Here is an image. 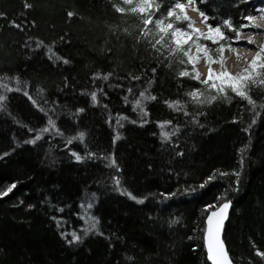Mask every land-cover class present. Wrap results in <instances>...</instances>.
Masks as SVG:
<instances>
[{
	"label": "trees",
	"instance_id": "trees-1",
	"mask_svg": "<svg viewBox=\"0 0 264 264\" xmlns=\"http://www.w3.org/2000/svg\"><path fill=\"white\" fill-rule=\"evenodd\" d=\"M173 3L158 0L152 19L164 18ZM258 5L194 3L207 26L224 32V21L236 28ZM117 7L122 0H0V77L12 89L0 88V264H208L203 241L201 252L195 243L202 215L214 209L223 186L230 190L221 234L229 259L264 264V91L251 95L256 108L248 105L243 115L219 98L214 106L193 103L187 94L205 86L179 76L178 59L141 35V15ZM147 29L154 32V24ZM182 86L186 124L203 126H186L182 145L172 149L187 178L142 183L135 196L126 195L110 175L109 152L127 132L128 100L146 89L170 94ZM49 118L55 128L42 133ZM131 135L153 153L168 145L141 130ZM128 158L149 179L165 178L152 170L156 158L143 165L137 156ZM237 161L233 193L232 178L220 186L218 176Z\"/></svg>",
	"mask_w": 264,
	"mask_h": 264
},
{
	"label": "snow or ice",
	"instance_id": "snow-or-ice-1",
	"mask_svg": "<svg viewBox=\"0 0 264 264\" xmlns=\"http://www.w3.org/2000/svg\"><path fill=\"white\" fill-rule=\"evenodd\" d=\"M124 5L129 6L127 9L133 14H142L148 9L153 7L152 0H122ZM195 3V0H187V3H180L179 0L169 8L166 16L163 19H152V15L154 13L149 12L147 16L141 15V19L143 24L146 26V30H142L141 35L144 37L152 36V47L156 49V51H160L161 49H165L170 57H175L178 59V62L182 65H191L192 71L189 72L186 69L181 70L179 72V76H189L195 80L200 81L205 88L204 91L199 89L194 90L187 95L191 98L193 103L196 104H210L213 101L217 100L220 94L224 95V98H228L227 93L230 90L236 96H240L248 101V104L251 105L253 109L256 108V104L249 95L251 87H262L264 86V45L260 46V48L255 52V56L252 58L251 62L248 66L242 70L240 73L231 74L226 70V57L224 55L226 48L230 51L236 52L237 48L233 47L235 42H238L240 39V35L245 28H254L259 29L260 25L253 24L252 22L256 20V16L248 15L243 17L242 19L248 21L247 24H242L239 29L233 28L229 21H224V26L231 28V30L236 34L234 40L225 36L221 31V27L213 28L211 25H208V32L204 33L199 29H195L193 27V23L190 18L185 14V8L187 6H191ZM159 5H156L158 8ZM118 12H125L126 9L124 7H117ZM179 10V13H177ZM198 11V9H195ZM257 12L264 17V7L257 9ZM201 17L206 22L208 17L205 16L203 12H200ZM174 19H170L173 18ZM185 23V28L176 27V23ZM149 24H154L155 31L153 32L151 29H147ZM256 34V33H254ZM201 40L211 41L213 45H217L215 48L209 47L205 43H201ZM220 41H224V43H220ZM253 40L249 37L247 44H252ZM159 46V47H157ZM193 47L195 48V54L192 53ZM200 59H206L208 64V75L206 79L200 80L201 74L196 70V64ZM239 60L240 57L237 56ZM67 63V61H64ZM213 63H219L221 70L219 72H215L212 68ZM105 80L108 79L107 76L103 77ZM5 78L0 77V88H3L5 91H11L3 80ZM18 90V89H17ZM212 90H215L216 94H212ZM131 91V90H129ZM27 94V93H25ZM91 99L95 103L97 100V95L95 92L91 93ZM152 99L154 100V96H147L144 92L140 93V99H138L135 103L134 109H141L142 115H146L143 112V101ZM5 100V96L0 94V111L4 109V104L2 103ZM35 103V101H33ZM175 111H184V106L176 101L174 103H169L168 105ZM82 111V110H81ZM184 115H188L186 111H184ZM120 119H124L120 117L117 119V123H119ZM171 122H167V124H162L160 127L162 129V137L164 141L170 140L171 136L175 135L179 129L173 128L172 132L163 131L164 128L167 127ZM49 127L42 129V133L50 131V129L55 128V122L49 118L48 120ZM84 134L80 133L77 139L83 140ZM119 138V137H117ZM40 139L38 135L36 140ZM35 143V140L31 141ZM75 155V154H74ZM77 160H80V156H76ZM115 164V161H112ZM238 175V174H237ZM117 185L119 181H116ZM203 186V185H202ZM14 187V185H13ZM11 191V189H9ZM5 195L7 193H4ZM126 195L131 196L130 193H125ZM135 199V197H131ZM139 203H143L142 200L138 201ZM214 207V206H210ZM230 207V203H223L219 208L212 211L210 215L207 217V229H206V248H207V258L211 261V264H231V261L228 258L227 251L224 247L223 241L221 239V232L223 222L226 219V212ZM94 226V225H93ZM80 237L75 233L72 234L73 241H79ZM264 255V254H261Z\"/></svg>",
	"mask_w": 264,
	"mask_h": 264
},
{
	"label": "rangeland",
	"instance_id": "rangeland-1",
	"mask_svg": "<svg viewBox=\"0 0 264 264\" xmlns=\"http://www.w3.org/2000/svg\"><path fill=\"white\" fill-rule=\"evenodd\" d=\"M157 2L158 0H152L153 7L148 9V11L140 15L147 16L150 11L156 9ZM171 2H174L172 4L173 6L177 2V0H171ZM179 2L186 4L187 0H179ZM255 3H259V5L255 7L253 11L254 12L253 16H256L257 18L252 23L262 26V32L254 35L256 44L255 46H253L252 50L250 51V57H251L250 60H248V62L246 63L236 64L235 62H231L230 65H228L231 58L233 57V53L232 51L226 48L225 53H224L226 57L225 67H226V70L231 74L242 72V70L248 66L252 58L255 56V52L260 48V46L264 45V17H262L261 14L257 12V9L264 7V0H255ZM123 7L125 9L129 8V6L124 5V4H123ZM195 9L196 8L194 4L191 6H187L185 8V14L190 18L192 22H194L193 27L195 29H199L200 31L207 33L208 26L205 24V21L201 17L200 13L197 12ZM177 13H179V10H177ZM159 19H163V18L160 17ZM242 21H243V24H244V21L248 22L244 19H242L241 22ZM241 22L239 26L236 27L237 29H239L240 26L242 25ZM179 25L181 26V28H185L186 22L185 23L178 22L175 24V26H179ZM225 28H228V27L225 26ZM221 31L224 33L225 36L234 40L236 34L231 30V28H228V31L226 32H224V30L221 28ZM201 43H205L211 48L217 47V45H213L211 41L201 40ZM220 43H224V41H220ZM195 51L196 50L193 47L192 53L195 54ZM195 67H196V70L201 74L200 80L206 79L208 75V64H207L206 59H200ZM182 68L183 70H185L186 65H182ZM212 68L215 72H219L221 70L219 63H213ZM258 71H264V70L258 69ZM184 77L186 81H189L187 76H184ZM197 82L200 83V81L198 80ZM186 89H187V86H182L179 88V90H177L176 92L173 91L170 94L169 93L166 94L161 91L156 92L151 89H146L144 91L145 95L155 97L154 100L148 99V100L143 101V112L146 113V115H142L141 109L139 108L134 109L136 101L140 99V94L128 100L127 106L125 108V114H124L125 128L127 132H125V134L117 142L114 143V145L112 146L109 152V160H111V162L113 160L115 161V164L112 163V169H111L110 175L115 177L117 181H119L118 188L120 191L124 193H130L131 196H135L133 192L138 191L137 185L139 184H142V183L145 184L146 182H150L153 185L154 184L162 185L164 183H169L170 181L172 183V180H182V179L187 178L186 172L177 169L178 168L176 164L177 159L176 157H173L174 155L172 153L173 152L172 149L175 150L178 147L180 148V146L182 145L183 139H185L186 137V126L190 125V127L195 128L197 130H202L203 126L199 124L197 121H193L189 124H186V115H184V111H186ZM259 91H264V86L262 87L252 86L249 95L251 96L253 94H257V92ZM212 92H215V90H212ZM227 96L228 98L226 99L224 98L223 94H220L218 98L223 100L226 105H232V104L238 105L240 112L243 115L242 111H244L245 107H248L249 105L248 101L240 96H236L230 90L228 91ZM176 101H179L184 106V111H175L168 106L169 103H174ZM214 103L215 102H212L210 103V105L214 106ZM167 122H171V123L168 124L167 127L163 129V131L172 132L173 128H178L179 131L175 135L171 136L170 140L165 141L168 144L167 146H159L157 147L158 149L155 148L154 153L150 152V150H147L149 149V147H147L146 143L144 142V139H138L139 141H137V137L131 135V133H133L134 130H141V131H144L145 134L148 135V137L156 136L158 137V139L160 138L163 139L161 135L162 129L160 126L162 124H167ZM160 152H162L165 157H162L161 161L159 162L156 156ZM129 153L130 155H128ZM124 154H126L127 156H125ZM181 155L182 156L184 155V149H182ZM131 156H137L139 159L141 158L142 165H143L142 162L144 161V159L147 158L149 161H153L156 158L154 164L152 165V170H156L157 173L159 174H165L164 175L165 178H161V179L157 178L156 180H151L149 179V177H146L147 175H149V172L147 173L141 172V171L140 173L137 172V170L131 167L132 160L130 161V159L128 158ZM235 163H236L235 168L221 171L222 173H219L220 175L218 176L219 178L218 182L220 186H223V183L226 184L227 181L225 180H228L230 177L232 178V180L231 178L230 180L232 183L234 182L233 184L234 187L232 188L233 193H236L238 190L236 189L235 184L239 181V170H241L240 168L241 164L238 161ZM163 166H164L163 169H167V170H162ZM131 173L134 175H137V177L134 178L133 175H131ZM216 180H214V182ZM220 180H223V182ZM227 191H230V190L226 186H223V189H221L220 192H218L214 208L227 202L225 200L228 195ZM205 216L206 214L202 215L203 220ZM202 237H203V234H201V231H198L197 240L195 244L199 250H200V246H202V240H203ZM197 243L199 246L197 245ZM202 250H203V246H202ZM196 264H200V262H197Z\"/></svg>",
	"mask_w": 264,
	"mask_h": 264
},
{
	"label": "bare ground",
	"instance_id": "bare-ground-1",
	"mask_svg": "<svg viewBox=\"0 0 264 264\" xmlns=\"http://www.w3.org/2000/svg\"><path fill=\"white\" fill-rule=\"evenodd\" d=\"M243 24V21L241 22ZM249 22H245L244 24H247ZM255 24V23H254ZM262 32V26H260L259 29H254V28H245L243 29L241 35H240V39L238 42H235L233 44V47L237 48L236 52H233V57L231 58L230 62L228 65H230L231 62H235L236 64H243L248 62V60H250V51L252 50L253 46H255L256 41H255V37L254 35L259 34ZM256 33V34H254ZM249 37H251V39L253 40L252 44H247V41L249 39ZM237 56L240 57V59H237ZM231 69V68H229ZM205 73V71H204Z\"/></svg>",
	"mask_w": 264,
	"mask_h": 264
},
{
	"label": "water",
	"instance_id": "water-1",
	"mask_svg": "<svg viewBox=\"0 0 264 264\" xmlns=\"http://www.w3.org/2000/svg\"><path fill=\"white\" fill-rule=\"evenodd\" d=\"M221 206V205H220ZM220 206H218V207H216V208H214L213 210H210L207 214H206V216H205V218H204V220H203V224H204V230H203V249H204V254H205V260H206V262L208 263V264H211V261H209L208 260V258H207V248H206V229H207V217H208V215H210V213L212 212V211H214V210H216L217 208H219ZM228 211H229V209L227 210V212H226V219H227V215H228ZM226 219L224 220V222L226 221ZM224 222H223V224H224ZM222 228H223V226H222ZM221 234H222V232H221ZM224 244V243H223ZM225 247V246H224ZM228 255V254H227ZM229 258V257H228ZM230 260V259H229ZM231 261V260H230ZM231 264H233L232 262H231Z\"/></svg>",
	"mask_w": 264,
	"mask_h": 264
}]
</instances>
